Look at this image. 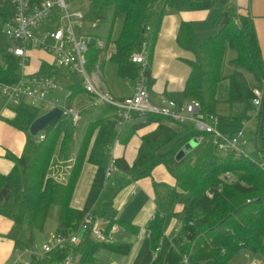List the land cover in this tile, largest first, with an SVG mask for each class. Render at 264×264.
<instances>
[{"label": "trees", "instance_id": "16d2710c", "mask_svg": "<svg viewBox=\"0 0 264 264\" xmlns=\"http://www.w3.org/2000/svg\"><path fill=\"white\" fill-rule=\"evenodd\" d=\"M86 21L94 28L109 22L111 30L117 20L123 19L119 38L111 37L108 44L116 47L112 58L118 67L119 77L136 81L140 66L133 63L134 54L146 48L150 62L161 23L169 9L212 10L210 23L215 32L198 41L191 26L182 25L178 41L195 55L191 63L192 73L185 96L199 101L202 112L216 115L217 91L222 81V66L226 44L237 50L236 66L252 73L264 89V59L249 17L237 16L228 0H86ZM8 16L0 10V30ZM100 52L93 49L89 54V71L94 69ZM46 68H42L43 74ZM22 75L19 60L6 50H0V83L14 84ZM146 75L150 76L147 67ZM232 98L244 99L243 87L235 77L230 78ZM84 88V87H83ZM75 94L83 91L77 84ZM73 96V93L69 96ZM194 99V100H193ZM71 106V102L68 104ZM111 110V109H110ZM108 110V113L110 112ZM29 113H20L11 125L27 133V142L15 169L9 175L0 174V191L10 184L13 191L4 205H0V217L12 222L9 238L17 252L36 250L35 234L43 233L53 207H58L57 233L68 234L75 221L87 212L72 207L74 195L91 139L97 129L94 146L87 162L102 166L105 149L116 138L127 144L141 125H125L116 130L113 120L101 118L92 122L67 181H58L60 175L50 178V165L55 156L67 159L70 143L76 128L66 117L37 136L30 134V127L37 119ZM145 124H158L157 129L142 138L136 161L130 166L124 159L116 160L117 167L134 182L150 178L159 166H165L175 179L177 187L186 191L182 195L177 187L154 182L156 211L145 227L151 251L155 257L150 264H183V255L190 257L191 264H232L242 251L264 258V117H259L263 145L258 151L260 162L234 152H220L214 144V136L195 130L192 126H180L158 115L136 116ZM135 118V119H136ZM168 124H166V122ZM45 138L40 140V135ZM204 135L206 141L180 161L177 156L193 138ZM162 151V153H160ZM165 151V152H164ZM164 152V153H163ZM67 157V158H66ZM231 173L230 182L222 175ZM181 207L180 211L177 208ZM106 221L109 236L112 227L118 226L135 235L139 227L119 220L111 206L90 211ZM174 219L182 222L179 236H166ZM118 233V232H117ZM116 234V233H115ZM112 242L95 239L91 231L85 233L78 246L68 247L50 255L31 258V264H65L67 256L76 257V264H94L100 252L108 255L128 256L131 242ZM174 246L175 248H172ZM108 264V263H107ZM110 264V263H109Z\"/></svg>", "mask_w": 264, "mask_h": 264}, {"label": "crops", "instance_id": "0c3cea01", "mask_svg": "<svg viewBox=\"0 0 264 264\" xmlns=\"http://www.w3.org/2000/svg\"><path fill=\"white\" fill-rule=\"evenodd\" d=\"M228 4L234 8L233 10L237 16L249 17L252 19L259 47L264 59V0H228ZM85 11H87V9ZM211 11L212 10L195 11L182 8L169 9L168 13L163 18L154 46L152 58L148 66L150 68L149 90L151 99L154 103H160L163 97L175 100L179 106H183L190 101L185 96V90L192 73L191 63L195 60V55L191 51L183 48L180 45L178 38L181 26L184 24L193 28L198 41H203L205 38H208L209 35H212L216 29L214 25L210 23ZM87 25L93 26L92 23H87ZM101 25L103 24H100L94 28V32L90 34L107 41L111 37V33L109 38H103L102 36L95 33L97 28ZM85 32L88 33L87 31ZM237 57V50L233 49L228 42L226 44L222 66V81L218 86L216 95L217 105L215 114L218 116L219 122L215 127L217 130L220 127L223 129L222 132L229 134L235 133L244 123L249 122L250 124V121L246 122L245 118L250 116L255 110V106L253 104L254 90L261 88L260 83L252 73L234 64V61L237 59ZM54 63L55 61L53 56L47 52L41 50H32L30 53V65L24 68L23 73L26 75L43 74L42 68L45 67L46 71L44 74L51 76L55 80L60 76V68H57ZM109 63H112V61L106 62L101 56H99L97 62L94 65V69L91 70L90 73L98 74L99 80L102 82L104 87L116 99L122 100L132 96L136 89V83L132 80L120 78L118 67L117 77L119 80H117L114 87L111 88L109 86L105 76V69ZM244 71L255 77L256 85H253L254 88L252 87L251 89L248 87L247 90L245 89L246 85L244 84L242 77L246 78L247 76ZM99 72L101 75H99ZM65 76L67 80H70L67 74ZM231 77H235L241 84L244 85V99L240 101H236L232 98L230 82ZM77 84L82 87L83 91L75 94L73 88ZM58 87L60 88V91L63 92V89H61L60 86ZM226 89H228L230 93L229 100H227V96H225ZM72 93L73 96L68 99ZM220 96H225L223 99L224 104L221 103V100L219 99ZM20 102L18 104L6 103L3 94L0 92V174L6 176L15 169L17 159L22 156L27 142V133L23 130L17 129L10 123L11 121L15 120L20 113H28L17 108L20 105ZM69 102H71L72 107L82 111V120L80 124L76 126V133L72 143V151L74 153L73 157L76 159L89 125L101 118L113 120L115 116V109L105 105L93 108L90 105L91 99L83 88V82L75 83L69 87V93L66 97L65 105H68ZM240 102H247L251 106V110L248 111L247 114L241 113ZM263 106L264 98L262 109ZM108 110H110L109 113ZM87 112L93 115L92 117L95 116L96 120L91 122L88 120L83 124V116ZM222 119L224 120L221 121ZM257 120L258 126L256 127V132L260 133V138L262 140L259 124L260 121L259 119ZM144 122L145 120L136 118L129 123L130 126H141L137 130L136 135L132 137V139L127 144H122L118 138L109 144V146L105 149V161L102 166L87 162L99 129L95 131L91 139L86 154V161L82 167V171L74 190V195L71 202L73 208L85 212L95 211L96 209L103 206H111L116 212L119 220L125 224H133L139 227L138 233L133 235L134 237L131 241L133 247L137 243L138 239L134 238L139 236L141 232L142 240L145 239V236L148 237L145 227L156 211L154 182L165 183L177 187L175 179L170 175L165 166L157 167L154 170L152 177L137 182H134L129 176L120 170L114 172L112 176L107 178L106 171L113 158L115 160L124 159L130 166H132L137 159L138 152L142 144V138L154 132L158 127V124L156 123L145 124ZM165 122L168 124L167 121ZM249 124L247 125V128L249 127ZM83 128L84 130L81 131ZM258 157L260 158L259 153ZM112 178L114 182H111L112 184L109 187V180H112ZM178 188L179 187H177V189ZM12 191L13 188L10 184H7L0 191L1 206L7 202ZM176 210L180 211L181 207H178ZM124 220H128L130 222H124ZM56 224L58 230V222ZM11 227V220L6 217H0V264H15L14 256L17 251L15 250L14 242L9 238ZM123 230L124 229L119 227L118 233L114 234L116 240L125 239ZM38 235L39 233L35 234L36 250L38 249ZM250 257L252 258L251 255ZM111 260L113 261V259H109V261ZM109 261L107 262L108 264ZM112 263L118 264L115 262Z\"/></svg>", "mask_w": 264, "mask_h": 264}, {"label": "built area", "instance_id": "2783aa9c", "mask_svg": "<svg viewBox=\"0 0 264 264\" xmlns=\"http://www.w3.org/2000/svg\"><path fill=\"white\" fill-rule=\"evenodd\" d=\"M10 3L12 12L6 13L8 18L3 23L1 32L6 34L17 44L8 52L19 60L21 69L27 62L29 50H41L52 55L54 65L57 68H68L75 72L83 80V87L91 99V106L94 108L101 105L115 109L116 129L129 124L136 116L158 115L168 118V120L183 126H192L195 130L212 134L214 144L220 152H234L237 156L245 155L246 128L235 133H224L216 129L219 118L216 115H206L202 112L199 101H189L183 106L171 99L163 97L161 102L156 104L152 101L149 84L150 78L146 75L149 66L148 52L146 48L132 57L133 63L140 66V72L136 83V89L132 96L122 100L116 99L99 80L98 74L90 73L89 54L95 49L106 62L111 61L116 53V47L108 44L106 40L86 33L84 28L87 24L85 19L86 11H81L86 0H2ZM75 8L74 10H72ZM56 23V25H54ZM99 75L101 73L99 72ZM60 91L55 80L47 74L26 75L23 73L14 84L0 83V92L3 94L6 103L18 104L19 101L27 100L32 106H51V110L60 108L63 117L71 120L74 126H78L82 120V111L65 105L59 107L49 96ZM264 98V89L254 90L253 104L255 106L254 118L259 117ZM1 116V114H0ZM45 135H40V140ZM198 146L206 139L204 135L195 137ZM119 171L116 160L110 162L107 168V178L114 172ZM231 173H227L223 178L230 182L234 179ZM173 231H166V236H179L182 231V222L174 219ZM106 221L94 216L92 212H87L81 219L79 229L86 232L91 231L93 237L99 241L112 242V235L117 233L118 226L112 227L110 235L106 233ZM82 242L78 233H68L66 235L56 233L46 243L41 251L23 250L16 253L15 264H31L33 256L42 257L50 255L56 251L78 246ZM172 248H175L172 246ZM183 264H191L190 257L183 255ZM65 264H76V257L67 256ZM200 264H206L204 262ZM258 264V263H255Z\"/></svg>", "mask_w": 264, "mask_h": 264}, {"label": "rangeland", "instance_id": "374dc122", "mask_svg": "<svg viewBox=\"0 0 264 264\" xmlns=\"http://www.w3.org/2000/svg\"><path fill=\"white\" fill-rule=\"evenodd\" d=\"M87 8H88V3L85 2V3H83L82 9H80V10L85 11ZM74 9L75 8H73L72 10H74ZM0 10L5 12V13H11L12 8H11L10 3L7 1L0 0ZM87 23H89V22L87 21ZM54 25H56V23ZM122 26H123V19L121 18V19L117 20L116 24L114 25L113 30H111L110 23L107 22V23H104L103 25L99 26L97 28V30L95 31V33L102 36L103 38H109L110 33H111L112 40L115 41L119 38V35L121 33V30H122ZM85 31H87L88 33H93L94 32V26L86 24ZM15 46H17V44L15 42H13L6 34L2 33L0 30V50L9 51V50L13 49ZM31 51L32 50H29V52L27 54V62L25 64L24 68H26L28 65H30V53H31ZM24 68L22 70H24ZM244 72H245L247 77L246 78H244L242 76L241 77L244 81V84L246 85L245 89L247 90L248 87H250L251 89H252V87L254 88V86L256 85L255 77L253 75H251L250 73H247L246 71H244ZM66 74L68 75L70 80H67V78L65 76ZM59 75H60L59 78L57 77L55 79V81L58 84V86H60L61 89H63V92L62 91H55L49 96V98L53 99L55 101V104L58 105L59 107H64L66 97L68 96V93H69V87H71V85H73L75 83H81V82H83V80L75 72L69 70L68 68H60V74ZM105 76H106V81L108 82L109 86L111 88L114 87L117 80H119L117 77V66L114 62L107 64L106 69H105ZM225 96H227V100L230 99V93H229L228 89H226ZM225 96L219 97L222 104H224L223 99ZM240 106H241V113L247 114L248 111L251 110V106L247 102L246 103L240 102ZM17 108L19 110L24 111V112L31 113V114H33L39 118V117L43 116L44 114H46L47 112H49L51 109V106L47 105L44 107L43 106H37L36 107V106H32L27 100H22L20 102V105ZM92 116L93 115H91L89 112L84 114L83 124L86 123V121H88V120L90 122L93 120H96L95 116L94 117H92ZM254 116L255 115H254V111H253V113H251L250 116L245 118L246 122L250 121V124H249V127L247 128V132H246V146L244 148V151H245L246 156H248L249 158H251L254 161L260 162V158L258 157V151H259V149H261V147L263 145V140H261V138H260V133L256 132V127L258 126V120H257L258 118L257 117L253 118ZM251 117L253 118V120ZM97 118H98V116H97ZM223 120L224 119H222L221 121H223ZM244 124L236 132L242 130ZM83 130H84V128L81 131H83ZM218 130L220 132L223 131V129L220 127L218 128ZM81 136H82V134H81ZM72 143H73V139L70 143V147H69L70 149L67 152V157H68V158L66 157L67 159L61 160L57 156H55L53 158L51 165H50V174H49L50 178L54 179L55 175H60V178L58 179V181H60L62 183H65L67 181V176L69 175V173L71 174V170L73 169L75 161H76L75 157H73L74 153L72 151ZM197 147H198L197 139L193 138L183 148H185L187 150V154H189L193 150H195ZM160 153H162V151ZM118 176H120V175H118ZM223 176L224 175H222V178H223ZM111 182H114L113 178H112V180L111 179L109 180V187L112 184ZM178 190L182 195H184V196L186 195V191L183 188L179 187ZM58 212H59L58 207L52 208L51 213H50V217L48 219V222H47V225L45 228V232L39 233V235L37 237V240H38V243H37L38 249L37 250L41 251L43 246L46 243H49L51 237L57 233V224L56 223L58 222V219H57L58 218ZM125 219H127V218H125ZM124 222H130V221L124 220ZM79 225H80V221L79 220L75 221L74 224L72 225V227L70 228L69 232L70 233H78L80 238L83 239V237L85 235V231L80 230ZM174 225H175V223L171 224L172 227L169 229V233H171L173 231ZM123 231L125 234V239L124 240L118 239L117 242H131L134 236L130 232H128V231L126 232V230H123ZM140 237H141V240H140ZM134 239H137V243L134 245L132 252L128 256L122 257V256L108 255L107 252L102 251L96 256V259H100V262H97V263L98 264H106L109 261V259H113V261L112 260L109 261L110 264H113L112 262H115L118 264H125V263H127V264H150L153 261L155 255L151 251V244L149 242V238L147 236H145V239L142 240V232H141L140 235L136 236ZM248 256L250 259L248 258ZM15 259H16V254L14 256V260ZM255 263L264 264V258L262 256H255V257L251 258L249 253L246 251L240 252L232 261V264H255Z\"/></svg>", "mask_w": 264, "mask_h": 264}, {"label": "water", "instance_id": "95a60500", "mask_svg": "<svg viewBox=\"0 0 264 264\" xmlns=\"http://www.w3.org/2000/svg\"><path fill=\"white\" fill-rule=\"evenodd\" d=\"M264 117V106L262 109ZM63 117V111L60 108H55L37 118L30 127V134L37 136L46 131L50 126L58 123ZM187 154V150L183 148L177 156V161H180Z\"/></svg>", "mask_w": 264, "mask_h": 264}]
</instances>
